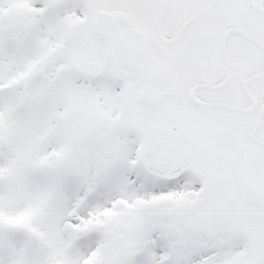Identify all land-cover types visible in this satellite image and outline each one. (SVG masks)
Returning <instances> with one entry per match:
<instances>
[{
	"label": "rangeland",
	"instance_id": "1",
	"mask_svg": "<svg viewBox=\"0 0 264 264\" xmlns=\"http://www.w3.org/2000/svg\"><path fill=\"white\" fill-rule=\"evenodd\" d=\"M31 3L0 0V264H245L241 247L210 256L225 234L178 192L129 188L138 140L117 133L113 93L53 73L85 61L75 20L25 39Z\"/></svg>",
	"mask_w": 264,
	"mask_h": 264
},
{
	"label": "flooded vegetation",
	"instance_id": "2",
	"mask_svg": "<svg viewBox=\"0 0 264 264\" xmlns=\"http://www.w3.org/2000/svg\"><path fill=\"white\" fill-rule=\"evenodd\" d=\"M48 17L75 20L64 38L81 43V85L111 90L117 133L184 139L170 190L206 210L226 251L264 264V0H32L22 25Z\"/></svg>",
	"mask_w": 264,
	"mask_h": 264
},
{
	"label": "water",
	"instance_id": "3",
	"mask_svg": "<svg viewBox=\"0 0 264 264\" xmlns=\"http://www.w3.org/2000/svg\"><path fill=\"white\" fill-rule=\"evenodd\" d=\"M39 12L30 10L26 19L31 26H35ZM180 139L168 130L157 127L149 132L146 141L138 150V156L151 175H156L164 180L174 179L178 175L177 152Z\"/></svg>",
	"mask_w": 264,
	"mask_h": 264
}]
</instances>
